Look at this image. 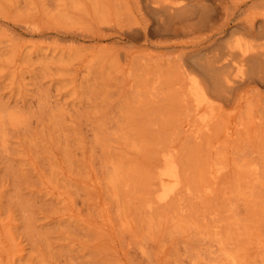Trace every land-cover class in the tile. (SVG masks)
Returning <instances> with one entry per match:
<instances>
[{
    "label": "rangeland",
    "instance_id": "rangeland-1",
    "mask_svg": "<svg viewBox=\"0 0 264 264\" xmlns=\"http://www.w3.org/2000/svg\"><path fill=\"white\" fill-rule=\"evenodd\" d=\"M213 3L0 0V264H264V0Z\"/></svg>",
    "mask_w": 264,
    "mask_h": 264
},
{
    "label": "bare ground",
    "instance_id": "bare-ground-1",
    "mask_svg": "<svg viewBox=\"0 0 264 264\" xmlns=\"http://www.w3.org/2000/svg\"><path fill=\"white\" fill-rule=\"evenodd\" d=\"M188 1V3H192V4H194L195 6H200L203 10H204V16H203V18H202V24H200V26H203V27H208L210 24H211V22L214 20V16L212 17L211 15H208L207 13H209L210 11V9H212V6L214 5L215 6V4L213 3V0H187ZM212 3V4H211ZM212 5V6H211ZM197 8H199V7H197ZM201 15V14H200ZM211 26H212V24H211ZM200 28V27H199ZM186 29V28H185ZM230 37V36H229ZM247 47V46H246ZM264 48V47H263ZM262 48V49H263ZM227 54H225L227 57H225V58H229V57H231V56H233L234 55V53L235 52H233V49L231 50V49H229L227 52H226ZM247 53H248V51L246 50V49H240L239 48V54H240V59H239V61H237V62H235V65L233 66V64L231 63V60H227V59H225V62L222 64V66H229L230 65V67L234 70H236V73H235V75H233V76H231L230 75V73H227V74H225V76H224V81H225V83H226V85H228V86H230L229 84H232V83H234L235 82V80L237 79V78H239V74L242 72V69H243V66H244V64H245V62L247 61V60H249V59H247ZM255 53V52H254ZM251 54V53H250ZM258 54H263V56H264V50H261V51H258ZM235 56V55H234ZM233 56V57H234ZM232 57V58H233ZM232 64V65H231ZM244 74V73H243ZM195 82V81H194ZM199 89V88H198ZM203 94V93H202ZM202 97V98H201ZM200 98H201V100H205L206 101V99H207V97H206V95L205 94H203L202 96H201ZM196 98V97H195ZM211 100V99H210ZM170 160V159H169ZM168 159L166 160V163H165V171H164V174L165 175H168V176H170V177H172L174 180H177L176 178H174V174H175V172H174V170H173V165H172V161H169ZM174 161V160H173ZM176 164V163H175ZM218 169V168H217ZM178 171V170H177ZM175 177H176V174H175ZM215 178V177H214ZM176 184L174 183V186H175ZM173 190H175L174 189V187L172 186V187H166L165 186V184L162 182V187H161V189H160V197L161 198H165V197H167V196H169V194L173 191ZM235 260V259H234Z\"/></svg>",
    "mask_w": 264,
    "mask_h": 264
}]
</instances>
